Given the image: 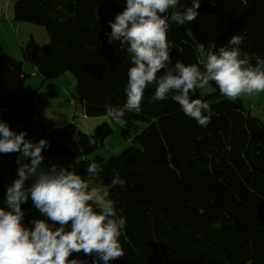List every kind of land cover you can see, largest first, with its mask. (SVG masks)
Wrapping results in <instances>:
<instances>
[{"label": "trees", "instance_id": "1", "mask_svg": "<svg viewBox=\"0 0 264 264\" xmlns=\"http://www.w3.org/2000/svg\"><path fill=\"white\" fill-rule=\"evenodd\" d=\"M125 6L126 0H18L14 6L15 22L35 23L49 35L44 45L31 38L22 47L24 61L46 80L73 74L87 117H107L106 103L122 107L126 102L131 58L120 42L109 43V21ZM190 6L192 0H179L175 11ZM197 11L229 20L211 51L227 47L239 35L241 58L253 65L264 59V0H201ZM168 41L173 65L203 60V50L185 26L170 22ZM23 65L0 43V120L15 132L26 131V139L48 141L42 167L75 169L83 179L107 188L117 213L126 218L120 237L124 256L109 264H264V124L246 110L241 98L232 102L214 82H209L214 92L205 98L198 89L193 98L209 104L214 113L207 127H201L171 94L153 101L155 89L149 85L142 111L126 112L121 119V135L132 145L104 158L94 154L114 133L108 124L91 130L98 144L90 147L84 135L89 131L75 123L50 130L36 123L38 106L55 98V93L28 91ZM139 123L148 126L139 132ZM20 155L0 153L12 182ZM92 162L102 169L99 177L86 172ZM115 173L126 180L125 187H109ZM32 182L27 181L26 187ZM6 192L0 174V197ZM22 209L28 227L29 221L43 218L30 199ZM71 258L87 264L95 259L83 253Z\"/></svg>", "mask_w": 264, "mask_h": 264}, {"label": "clouds", "instance_id": "2", "mask_svg": "<svg viewBox=\"0 0 264 264\" xmlns=\"http://www.w3.org/2000/svg\"><path fill=\"white\" fill-rule=\"evenodd\" d=\"M178 3L126 0L123 11L109 21V43L118 41L126 47L132 66L124 88L126 102L122 107L106 103L108 118L119 122L126 112L139 114L149 85L155 89L153 101H163L171 94L184 114L201 127H207L214 113L209 104L192 94L209 82L232 102L243 94L264 92V59L253 65L247 57L241 58L239 35L233 36L227 47L209 51L199 64L177 61L173 65L168 41L170 22L183 25L196 19L201 0H192V6L183 11H175ZM77 131L81 130L77 127ZM84 135L90 147L98 144L94 132ZM26 136V131L15 132L0 120V153L21 154L17 178L7 187L5 206L0 207V264H87L72 259L74 253L95 257L92 264H109L123 257L120 237L126 218L117 213L115 202L98 198L75 169L57 164L42 167L48 141L34 142ZM73 139L78 142L79 138ZM86 172L99 177L102 169L92 162ZM30 179L33 182L26 187ZM125 185L119 173L113 174L110 188ZM29 199L43 217L29 221L31 227L24 224L22 209Z\"/></svg>", "mask_w": 264, "mask_h": 264}, {"label": "rangeland", "instance_id": "3", "mask_svg": "<svg viewBox=\"0 0 264 264\" xmlns=\"http://www.w3.org/2000/svg\"><path fill=\"white\" fill-rule=\"evenodd\" d=\"M18 0H0V43H2L5 52L12 58L23 61L26 64L24 72L28 76L25 87L28 91L55 93V98L51 99L47 104L39 105L34 116L36 123L42 129H56L66 126L70 123L77 124L83 131H91L103 124H108L114 133L105 140L104 146L99 149L94 156L109 157L118 155L128 149L132 143L131 139L126 140L121 135L124 122L114 121L108 117H87L84 114L83 104L78 96L76 89V78L73 74L67 72L56 79L46 80L39 71L29 63L24 61L22 56V47H25L31 38L41 45L49 40L46 29L35 23L15 22L14 6ZM121 2L122 0H116ZM7 3L6 13L2 14L1 6ZM19 27L17 36L15 35V26ZM229 20L223 17H217L211 13L198 15L191 22H186L183 26L192 36L197 44H205L206 48L201 52V58L213 50L214 42L217 37L226 32ZM14 27V28H13ZM214 92L213 86L209 83L200 91L201 97L205 98ZM70 96H73L77 102L76 105L70 103ZM257 100L256 109L252 110L254 102ZM246 110L252 116L258 118L264 124V92L245 94L243 103ZM259 107V108H258ZM258 108V109H257ZM139 132L144 130L148 125L139 123ZM0 174L5 178L6 188L12 183L11 172L7 165V160L0 158ZM90 190H93L98 198L109 199L107 188L98 181L85 179ZM6 196V195H5ZM5 196L0 197V207L4 205Z\"/></svg>", "mask_w": 264, "mask_h": 264}, {"label": "crops", "instance_id": "4", "mask_svg": "<svg viewBox=\"0 0 264 264\" xmlns=\"http://www.w3.org/2000/svg\"><path fill=\"white\" fill-rule=\"evenodd\" d=\"M7 4V3H6ZM5 4V5H6ZM2 6H4V5H2ZM1 6V7H2ZM171 11V10H170ZM14 28V27H13ZM14 32H15V35L17 36V34H18V32H19V27H18V25L17 26H15V28H14ZM1 45H2V43H1ZM202 45V44H201ZM204 46H205V48H206V45L205 44H203ZM3 46V45H2ZM6 50V49H5ZM23 67H24V69H25V67H26V64L24 63V65H23ZM36 69V68H35ZM241 100H242V103H244V100H245V94H243L241 97ZM244 105V104H243ZM258 104H257V100L254 102V104H253V106H252V110H254V109H256V106H257ZM244 107H245V105H244ZM246 108V107H245ZM259 108V107H258ZM257 108V109H258ZM251 112V111H250Z\"/></svg>", "mask_w": 264, "mask_h": 264}, {"label": "built area", "instance_id": "5", "mask_svg": "<svg viewBox=\"0 0 264 264\" xmlns=\"http://www.w3.org/2000/svg\"><path fill=\"white\" fill-rule=\"evenodd\" d=\"M6 9H7V6H2L1 7L2 14H5L6 13ZM200 48H201V50H205V46L204 45H201L200 44ZM69 100H70V103L72 105H76L77 104V102H76V100H75V98L73 96H70Z\"/></svg>", "mask_w": 264, "mask_h": 264}]
</instances>
